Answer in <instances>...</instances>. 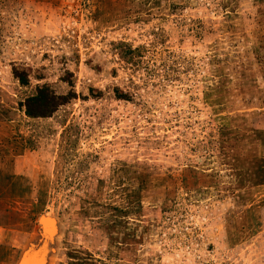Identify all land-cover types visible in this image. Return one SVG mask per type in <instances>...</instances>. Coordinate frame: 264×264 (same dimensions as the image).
Wrapping results in <instances>:
<instances>
[{"label":"rangeland","instance_id":"obj_1","mask_svg":"<svg viewBox=\"0 0 264 264\" xmlns=\"http://www.w3.org/2000/svg\"><path fill=\"white\" fill-rule=\"evenodd\" d=\"M0 264H264V0H0Z\"/></svg>","mask_w":264,"mask_h":264},{"label":"trees","instance_id":"obj_2","mask_svg":"<svg viewBox=\"0 0 264 264\" xmlns=\"http://www.w3.org/2000/svg\"><path fill=\"white\" fill-rule=\"evenodd\" d=\"M21 82L23 78L19 76ZM121 97V94H119ZM62 99V102H61ZM65 101L64 96H58L45 86L39 87L35 94L26 98L24 102L25 112L28 116L38 117L51 114L59 105Z\"/></svg>","mask_w":264,"mask_h":264}]
</instances>
